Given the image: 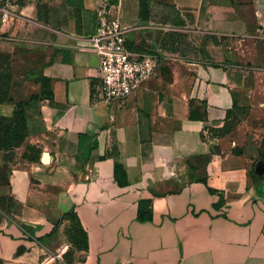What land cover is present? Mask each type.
<instances>
[{"label":"crops","instance_id":"crops-1","mask_svg":"<svg viewBox=\"0 0 264 264\" xmlns=\"http://www.w3.org/2000/svg\"><path fill=\"white\" fill-rule=\"evenodd\" d=\"M5 4L0 51L53 101L0 152V264H264V0H149L146 19L138 0ZM100 10L158 59L114 106L92 100Z\"/></svg>","mask_w":264,"mask_h":264},{"label":"built area","instance_id":"built-area-1","mask_svg":"<svg viewBox=\"0 0 264 264\" xmlns=\"http://www.w3.org/2000/svg\"><path fill=\"white\" fill-rule=\"evenodd\" d=\"M131 28L97 12V25L90 49L98 56V79L92 99L108 105L122 104L139 86L151 79L158 66L157 55L137 51L128 44Z\"/></svg>","mask_w":264,"mask_h":264},{"label":"rangeland","instance_id":"rangeland-1","mask_svg":"<svg viewBox=\"0 0 264 264\" xmlns=\"http://www.w3.org/2000/svg\"><path fill=\"white\" fill-rule=\"evenodd\" d=\"M3 1L7 7H11L13 0ZM46 92H48L47 86L39 71L15 73L7 53L0 51V103L8 104L13 108L11 116L0 118V149L13 148H7L5 142L10 141L13 145L21 139V136L25 137L20 144L22 146L31 136L41 131L44 107L48 103ZM8 128L10 132H7ZM263 159L264 155L258 162L264 164ZM255 166H259L258 163ZM75 228V224L72 223L68 230L75 232Z\"/></svg>","mask_w":264,"mask_h":264},{"label":"trees","instance_id":"trees-1","mask_svg":"<svg viewBox=\"0 0 264 264\" xmlns=\"http://www.w3.org/2000/svg\"><path fill=\"white\" fill-rule=\"evenodd\" d=\"M138 1L140 3V17L142 19H146L149 0H138ZM8 60H9V58H8ZM42 79L44 80V82L46 83V86H47V91H48V92H46L47 99H48L49 103L52 104L53 96H52V93L50 91L49 81L46 80L43 77H42ZM0 104H3V103H0ZM0 118H4V117H0ZM199 118L200 117L194 115L193 113H190V119L191 120H197ZM6 130H7V132H10L9 128L6 129ZM11 131H14V130H11ZM24 140H25V137L21 136V139L18 142H15L13 145H12V143L10 141H6L5 143H6L7 148L8 147H13V148L0 149V152H11L13 149L18 148L20 146V144H22V142ZM91 149H92V146L87 148V151H89ZM261 157H263V156H261ZM23 158L29 159L27 154H24ZM263 161H264V159H263ZM113 173H114V179H115V181L117 182L118 185L126 186L128 184L127 178H126V174H125V172H124V170H123L121 165L115 164ZM68 214H70V213H68ZM62 218H63V216L61 217V219ZM61 219L59 220L58 225L61 223ZM138 219L139 220H151V214L149 213V214L146 215V214H144L142 212L141 208H139V210H138ZM56 229H57V225L55 226L53 231H55Z\"/></svg>","mask_w":264,"mask_h":264},{"label":"flooded vegetation","instance_id":"flooded-vegetation-1","mask_svg":"<svg viewBox=\"0 0 264 264\" xmlns=\"http://www.w3.org/2000/svg\"><path fill=\"white\" fill-rule=\"evenodd\" d=\"M260 165L256 166V169H255V174H256L257 178H263L264 177V164L261 163Z\"/></svg>","mask_w":264,"mask_h":264},{"label":"water","instance_id":"water-1","mask_svg":"<svg viewBox=\"0 0 264 264\" xmlns=\"http://www.w3.org/2000/svg\"><path fill=\"white\" fill-rule=\"evenodd\" d=\"M42 160L45 162L46 161V157H42ZM261 163L258 162V165H260Z\"/></svg>","mask_w":264,"mask_h":264}]
</instances>
